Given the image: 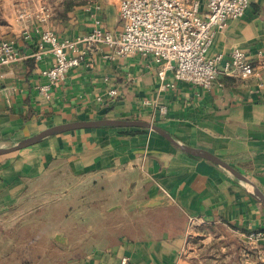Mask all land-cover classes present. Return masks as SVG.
Returning a JSON list of instances; mask_svg holds the SVG:
<instances>
[{"label":"crops","instance_id":"0c3cea01","mask_svg":"<svg viewBox=\"0 0 264 264\" xmlns=\"http://www.w3.org/2000/svg\"><path fill=\"white\" fill-rule=\"evenodd\" d=\"M118 3L101 0L99 6L75 9L66 19L49 16L13 25L6 37L16 43L21 58L5 66L0 78V147L72 121L141 119L183 144L223 158L264 192V84L256 76L221 70L210 89L184 81L165 88L149 68L151 58L110 57L112 50L105 47L89 53L51 86L48 96L40 91L49 82L43 70L52 62L49 54L40 60L33 55L41 32L50 29L75 38L91 31L97 19L118 32ZM235 47L251 60L264 61V0H251L244 17L219 29L210 54L228 55ZM113 88L117 95L110 93ZM66 173L121 177L135 207L159 208L175 217L162 219L152 231L147 225L143 232L141 227L137 234L96 242L83 257L60 264H181L190 218L225 232L264 231V203L252 183L142 127L69 130L0 155V220L11 216L37 183Z\"/></svg>","mask_w":264,"mask_h":264},{"label":"rangeland","instance_id":"374dc122","mask_svg":"<svg viewBox=\"0 0 264 264\" xmlns=\"http://www.w3.org/2000/svg\"><path fill=\"white\" fill-rule=\"evenodd\" d=\"M93 4L99 6L101 0H0V38L7 39L17 22L40 21L44 11L66 19ZM21 12L26 18L19 17ZM124 182L121 177L66 173L37 183L11 216L0 220V264H60L83 257L96 242L137 234L147 225L152 231L162 219L175 217L167 210L135 207ZM213 226L189 219L181 264H264V231L225 232Z\"/></svg>","mask_w":264,"mask_h":264},{"label":"built area","instance_id":"2783aa9c","mask_svg":"<svg viewBox=\"0 0 264 264\" xmlns=\"http://www.w3.org/2000/svg\"><path fill=\"white\" fill-rule=\"evenodd\" d=\"M118 6L122 21L118 32L107 29L100 19L91 31L75 38L61 37L50 29L41 32L33 55L37 60L52 56L43 70L49 82L39 86L43 94L48 96L51 86L63 81L89 53L105 47L112 50L110 57L151 58L149 68L156 70L165 88L184 81L210 89L221 70L242 78L256 76L264 84V61L249 59L240 47L228 55L210 54L217 31L230 20L244 17L251 0H119ZM49 16L44 11L40 21ZM19 17L26 18V13ZM20 58L16 43L0 38V78L3 68ZM110 93L119 91L113 88Z\"/></svg>","mask_w":264,"mask_h":264},{"label":"water","instance_id":"95a60500","mask_svg":"<svg viewBox=\"0 0 264 264\" xmlns=\"http://www.w3.org/2000/svg\"><path fill=\"white\" fill-rule=\"evenodd\" d=\"M103 126H110V127H142L146 129H151L156 132H158L160 135L168 139L173 144L177 145L184 151L198 156L205 159H208L212 161L213 163L220 165L227 170H229L233 175L238 177L239 179H242L244 181L250 182L255 186V192L259 199L264 203V192L254 183L250 178H248L246 175H244L241 171H239L237 168H235L233 165H231L229 162L224 160L223 158L217 156L216 154L205 150L201 148H195L186 144H183L179 142L170 132H168L163 127L150 122L146 120L141 119H120V118H102V119H94V120H78V121H72L68 123H63L59 125H55L52 127H49L40 133L25 138L21 141H19L17 144L9 146V147H0V155H5L26 147H29L31 145H34L43 139L62 133L69 130H75V129H83V128H95V127H103Z\"/></svg>","mask_w":264,"mask_h":264}]
</instances>
